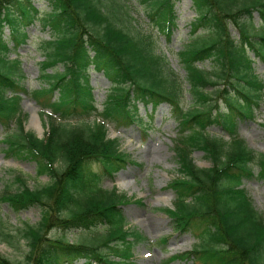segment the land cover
Here are the masks:
<instances>
[{"label":"trees","instance_id":"obj_1","mask_svg":"<svg viewBox=\"0 0 264 264\" xmlns=\"http://www.w3.org/2000/svg\"><path fill=\"white\" fill-rule=\"evenodd\" d=\"M142 1L155 24L170 35L177 25V0ZM50 3L51 10L41 13L32 0H0L3 150L9 156L35 160L38 174L49 176L47 182L31 187L18 174V189L0 195V201L15 211L42 207L37 224L20 228L27 240L26 264H65L82 258L86 264H137L111 256L129 255L144 235L127 226L121 204L129 197L116 188L103 187L101 181L128 160L119 138L109 136L105 121L135 122L140 118V101L154 108L164 101L171 105L178 123L175 154L179 167L178 175L168 183L176 202L167 211L180 230L195 229L199 236L192 250L168 260L183 256L195 257L198 264H264V215L244 186L245 180L255 176L264 179V152L250 148L237 128L239 119L254 117L263 107L264 79L255 71L251 52L264 61V0H193L197 10L190 22L193 38L178 51L194 98L192 105L185 103L182 81L165 54L157 51L150 33L132 22L125 2ZM255 11L260 16L258 24ZM36 20L52 34L41 43L45 55L41 76L48 86L32 92L52 110L44 136L25 128L22 99L28 89L20 60L7 56L10 47L4 37L7 24L15 45L26 42L25 27ZM230 23L238 28L239 37L232 35ZM205 59L213 61L211 69L198 64ZM58 63L63 69L57 68ZM92 66L112 82L100 112L102 120H56V114L68 120L98 110L90 79ZM55 90L59 95L52 99ZM215 123H221L229 137L212 133ZM195 149L203 150L212 164L198 165ZM101 225L107 231L93 237L72 240L66 233ZM53 226L63 232L49 235ZM16 237L13 231L0 229V239L15 245ZM0 264L22 262L0 252Z\"/></svg>","mask_w":264,"mask_h":264},{"label":"rangeland","instance_id":"obj_2","mask_svg":"<svg viewBox=\"0 0 264 264\" xmlns=\"http://www.w3.org/2000/svg\"><path fill=\"white\" fill-rule=\"evenodd\" d=\"M127 3L132 15V22L147 33L152 34L157 51H164L168 65L178 74L182 81L184 101L187 105L194 103L192 93L188 90L186 71L178 55V50L184 48L193 38L191 34V20L196 15L192 0H177L176 12L178 15L177 25L170 35L161 32L148 14V7L142 0H122ZM34 3L42 11L50 9L49 0H34ZM255 22L259 23L260 16L255 11ZM134 18V19H133ZM230 30L233 36L239 37L238 28L231 23ZM28 42L18 49H12L10 57L21 59V67L25 73V83L31 89L46 86L41 80V63L44 56L40 52V41L50 37V31L45 29L39 21L28 26ZM9 33V29H6ZM199 32L206 33V30ZM254 56V53L252 52ZM206 69H211L213 61L206 59L200 63ZM63 69L62 64L57 65ZM50 70H52L50 68ZM255 71L264 79V61L260 58L255 60ZM91 83L97 100L99 111L105 106V100L110 92V80L102 70L91 69ZM51 97L56 98L58 92L54 91ZM23 110L27 113L25 126L33 130L39 136H43L47 126V115L42 104L35 100L31 94H26L22 101ZM38 114L41 128L32 122L34 114ZM139 115L148 120L147 124L138 121L132 124H118L110 122V137H118L121 148L128 153L130 162H126L121 170L114 175H105L102 185L106 188L116 187L118 191L126 193L130 200L121 205L127 219V225L145 235V238L134 243L129 255L117 256L125 261L135 260L137 264H198L195 257L185 258L179 256L172 260L168 258L174 254H183L193 249L199 241L198 232L195 229L180 230L175 221L168 214L167 207L173 206L175 193L168 188L167 183L178 174V160L175 154V137L178 129L176 120L171 116V105L161 103L153 109L151 103L139 104ZM97 113L88 117L87 120H97ZM79 118H74L71 123H78ZM16 125V124H14ZM212 133L229 136V132L221 124H213L210 128ZM5 129L0 127V194L4 190H17L20 182L16 175L20 174L31 186L43 184L49 180L47 174H38L37 162L33 159H25L17 156H8L2 142ZM238 133L247 145L257 152H264V102L258 114L250 118H241L238 121ZM193 156L200 166L211 165V160L201 150H194ZM96 166V164H94ZM258 167H256L257 169ZM244 185L251 195L255 207L264 214V179L253 177L245 180ZM43 214L40 205H33L21 211H15L7 202L0 201V229L10 230L16 233V244H10L0 239V252L11 260L26 264L27 240L20 234V228L28 224H37ZM105 226L94 229H71L67 235L72 240L84 237H93L98 233H105ZM63 231L58 227H51L49 235H59ZM166 238V240H164ZM134 253V256H133ZM166 261V262H165ZM66 264H85L84 259ZM92 264H101L94 262Z\"/></svg>","mask_w":264,"mask_h":264},{"label":"bare ground","instance_id":"obj_3","mask_svg":"<svg viewBox=\"0 0 264 264\" xmlns=\"http://www.w3.org/2000/svg\"><path fill=\"white\" fill-rule=\"evenodd\" d=\"M32 122L34 124H36L37 126H39V128H41V124H40V121H39V116H38L37 113L33 115Z\"/></svg>","mask_w":264,"mask_h":264}]
</instances>
